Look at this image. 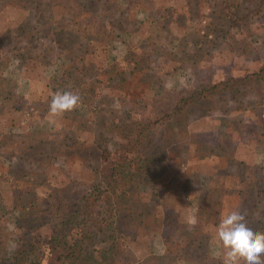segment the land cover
I'll return each mask as SVG.
<instances>
[{
	"label": "rangeland",
	"instance_id": "obj_1",
	"mask_svg": "<svg viewBox=\"0 0 264 264\" xmlns=\"http://www.w3.org/2000/svg\"><path fill=\"white\" fill-rule=\"evenodd\" d=\"M86 15L90 17L85 18ZM0 33L8 36L6 48L0 50V114H7L5 95L9 107L15 106L13 117L21 113L19 124L9 129L12 134L32 128H51L54 133L52 137H42V159L0 152L6 162L0 164V173L8 178L21 172L32 176V172H43L48 165L63 169L60 180L67 176L72 164H67L65 154L58 153L57 142L66 114L68 118L72 113L85 117L94 133L101 121L105 125L109 122L113 108L121 116L129 117L136 110L137 117L151 115L155 99L158 111L166 109L182 94L192 93L196 82L231 75L241 77L260 67L263 69L257 79L239 84L235 99L231 92L213 98L214 106L222 105L225 110L211 105L203 112L195 101L189 105L185 126L171 122L166 127L158 126L155 145L149 151L154 149L153 155L160 156L156 162L164 164L175 183L165 198L176 203L178 218L184 223H189L193 216L200 218L202 207L212 208L205 196L210 197L214 182L224 172L230 177L232 190L239 189L244 179L264 178V0H0ZM147 52L149 61L144 60L143 67L149 84L139 94L135 93L138 91L134 90L130 76L121 72L114 73L101 89L95 82L100 76L98 68L119 62L129 54L136 57L135 53ZM55 75L82 77L85 83L81 93L71 84L66 86V91L80 96L81 103L54 118L49 114L54 93L47 85ZM116 89H122L119 94L133 91L136 110L119 101ZM159 97L168 102L161 103L164 98ZM38 108L44 111L41 118ZM32 113L37 116L32 118ZM68 132L69 142L76 141L75 129ZM83 137L86 141L79 151L92 157L81 166L79 175L71 173L83 185L72 183L71 189L67 186L64 201L70 203L80 201L79 193L99 187L95 172L101 162L97 160L100 150L93 142L96 136L89 132ZM119 138L108 137L103 151L113 150ZM252 164L259 169L254 170ZM151 179L135 181L136 189L145 188L147 197ZM212 195L217 196V192ZM235 197L230 196V204H236ZM31 198L25 192L11 197L9 189L0 190V264H13L12 250L18 239L27 241L39 233L40 242H44L49 235L47 224L32 231L28 220ZM258 200L264 205V193ZM135 206L137 214L140 202ZM156 207L160 209V203ZM255 211L256 206L252 205L251 213ZM258 211L260 215L261 208ZM168 212L162 207L159 213L144 214L147 242L128 246L130 262L118 254L114 264H153L158 257L165 260L163 257L168 255L170 259L163 264H187L186 238L178 236L170 245L162 241L161 228ZM262 213L264 218V206ZM246 220L254 230L253 216ZM208 254L217 256L222 264L223 248L217 238L211 242ZM39 257L40 264H46L47 249L41 244Z\"/></svg>",
	"mask_w": 264,
	"mask_h": 264
},
{
	"label": "trees",
	"instance_id": "obj_2",
	"mask_svg": "<svg viewBox=\"0 0 264 264\" xmlns=\"http://www.w3.org/2000/svg\"><path fill=\"white\" fill-rule=\"evenodd\" d=\"M88 17L90 15L85 16V18ZM6 30L8 31V29ZM7 37L0 33V50L6 48L7 45L4 43ZM148 54V52L135 53L138 59L133 54H129L119 62L98 68L97 75L100 76H97L95 82L101 89L105 82L108 84L114 73L121 72L130 76L134 90L138 91L135 93L139 94L149 84V75L146 68L143 67V61H149ZM41 62L46 63V61ZM34 63L36 62L34 61ZM89 64L91 65V62ZM262 69L260 67L257 70L246 72L241 77L231 75L201 81L202 83L196 82L192 93L182 94L175 102L168 103L166 109L158 111V107H154L158 101L157 99L153 100L151 115L140 117H137L136 114L133 91L126 90L119 94L122 89H116L114 92H118L119 101L124 104L128 103L129 109L134 108L136 112L129 117L121 116L119 111L113 108L109 122L105 125L101 121L96 125L97 131L94 133L91 124L85 117L84 119L78 113H72L69 118L67 114L64 115V120L61 121L64 129L60 130L62 136L57 139V142L58 153L65 154L67 164H72V168L66 171L65 178L59 179V174L63 169L53 168L51 165L46 166L43 172H32V176L30 173L21 172L20 175L14 174L8 178L4 172L0 173V190L2 187L9 189L11 197L22 192L32 195L30 200L32 213L28 217L32 231L37 232L42 224L49 226V235L44 242H40L39 233L32 235L27 241L20 239L16 241L12 250L13 264H40L42 261V257H39L40 244L47 249L46 264H114L118 254H123L128 259V246L147 242L146 235L148 233L143 223L144 214L159 213L162 207L169 211L165 225L161 228L162 241L164 244L170 245L178 236L186 238L188 240L187 264L221 263L217 256H211L208 253L211 242L217 238L218 224L226 213L233 210L232 208L246 210V217L253 216L255 220L254 230L264 232L262 213L264 205L260 204L259 200L261 199L258 200L261 193H264V178L244 179L239 189L232 190L228 183L229 175L226 172L219 175L210 191V197L205 196L209 202H206L208 207L212 208L205 210L202 207L200 209L202 215L197 219V224L191 226L189 223L180 221L175 208L176 203L169 202L165 198L167 195L169 196L170 186L175 188V183L169 178L168 170L164 164L156 162L160 156L153 155L154 149L149 151L150 147L155 145V132L159 130L158 126L166 127L167 122L185 126L184 120L187 121L189 116V105L195 101L200 103L203 112L209 110L211 105L223 108L222 105L214 106L213 98H220L231 92L235 99L239 84L250 83L251 80L257 79L261 75ZM84 83L85 80L82 77L68 78L55 75L50 77L47 87L50 86V90L55 93L56 91H66V86L71 84L81 93ZM47 96H49L48 91ZM7 99V96L4 95V112L7 114H0V152L21 156L26 154L30 158L39 157L42 159L44 154L42 137L46 135L52 137L54 135L52 129L47 128L46 131V129L32 128L24 133L12 134L10 132L12 130L9 129L10 127L14 129V126L19 124L21 113L17 118L13 117L12 109L15 106L9 107L10 102ZM160 102L168 101L164 98L160 99ZM38 109L39 118H41L44 111L41 108ZM223 110L225 109L223 108ZM141 112L144 113V111ZM35 115L32 113V118ZM1 116L3 117L1 118ZM73 128L76 141L69 142L68 129ZM89 132L90 136L95 134L93 142L96 144V150H100L97 160L101 163L95 172L99 180V187L89 193L87 191L79 193L80 201L73 200L70 203V201H64L67 186L69 185L71 189L72 183L83 185V181H79V177L74 179L71 173L77 172L79 175L81 166L88 164L87 160L92 157L79 151L81 144L86 141L83 137L84 133ZM118 136L120 138L117 146L113 150L104 149L103 151L107 138ZM2 163L6 162L0 154V164ZM252 166H254V170L260 167L254 164ZM9 173H12L11 169ZM145 177L152 178L148 183L150 186L148 197L145 194V188L136 189L138 183H135L136 180ZM215 191L217 196L212 195L215 194ZM230 196H236L235 205L230 204ZM138 202L141 207L136 214L135 205ZM158 203L161 205L160 209L156 207ZM238 203H240L239 206H237ZM252 205L256 206V211L253 213H251ZM259 208H261L260 215ZM47 215L51 218H47ZM170 256L163 258L168 260ZM165 260L158 257L153 264H163Z\"/></svg>",
	"mask_w": 264,
	"mask_h": 264
},
{
	"label": "clouds",
	"instance_id": "obj_3",
	"mask_svg": "<svg viewBox=\"0 0 264 264\" xmlns=\"http://www.w3.org/2000/svg\"><path fill=\"white\" fill-rule=\"evenodd\" d=\"M80 103L78 94L56 91L49 104V114L54 118L62 117ZM246 216V210L233 209L218 224L216 235L223 248L222 264H264V232L250 228ZM189 224H197L195 216L190 219Z\"/></svg>",
	"mask_w": 264,
	"mask_h": 264
}]
</instances>
